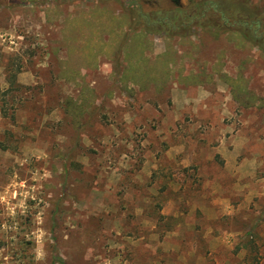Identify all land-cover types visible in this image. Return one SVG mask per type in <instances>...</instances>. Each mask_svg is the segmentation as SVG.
<instances>
[{
    "label": "rangeland",
    "instance_id": "obj_1",
    "mask_svg": "<svg viewBox=\"0 0 264 264\" xmlns=\"http://www.w3.org/2000/svg\"><path fill=\"white\" fill-rule=\"evenodd\" d=\"M171 4L0 0V264H264L260 51L151 33L145 78L99 43Z\"/></svg>",
    "mask_w": 264,
    "mask_h": 264
},
{
    "label": "trees",
    "instance_id": "obj_2",
    "mask_svg": "<svg viewBox=\"0 0 264 264\" xmlns=\"http://www.w3.org/2000/svg\"><path fill=\"white\" fill-rule=\"evenodd\" d=\"M170 1L172 4L167 8L155 5L154 9L147 11L139 8L125 9L126 14L124 12L122 14L126 23L129 24L128 26L135 20L138 22L141 33L137 36L134 34L135 27H130L133 32H131L132 34L121 33L118 26L112 25V19L109 22L106 20L107 23H105V26H102L104 28H101L100 31L101 37L99 42L100 45L105 46L110 44L106 55L108 57H111V55L116 56L117 58L119 52H121L123 55L122 59L127 63L128 69L132 70L143 67L144 77L149 78L154 75L151 71L155 69V63H147V59L143 58L141 54L148 35L151 33H163L167 38L177 37L183 40L189 37L190 29L197 26L198 28L205 29L206 32L215 37L226 33L235 42L255 46L264 57L263 7L248 6L246 0ZM82 33L86 34L84 31ZM103 34L104 38L102 37ZM105 35L108 36V39ZM86 36L91 35L87 34ZM79 37H82V34L79 33ZM128 38L130 40H127ZM70 39L68 41L71 43H79L75 36H72ZM109 39H111V42ZM79 44L77 46H74V44L68 45L70 46L71 53L77 51L80 59L84 60L86 56L83 53L82 46ZM198 47L196 45V48ZM204 77L207 78L205 75ZM200 81L202 82V79Z\"/></svg>",
    "mask_w": 264,
    "mask_h": 264
}]
</instances>
